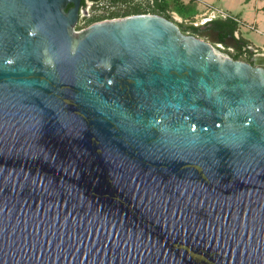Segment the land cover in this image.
Masks as SVG:
<instances>
[{"label": "water", "instance_id": "water-1", "mask_svg": "<svg viewBox=\"0 0 264 264\" xmlns=\"http://www.w3.org/2000/svg\"><path fill=\"white\" fill-rule=\"evenodd\" d=\"M83 13L0 0V264H264V65Z\"/></svg>", "mask_w": 264, "mask_h": 264}, {"label": "rangeland", "instance_id": "rangeland-1", "mask_svg": "<svg viewBox=\"0 0 264 264\" xmlns=\"http://www.w3.org/2000/svg\"><path fill=\"white\" fill-rule=\"evenodd\" d=\"M146 0H135V2H142L145 6H147ZM171 2V0H169ZM257 0H200L199 2L191 3L186 5L184 16H192L196 12L205 11L208 8H216L220 9L223 12L229 14L231 17L240 18L247 20L249 23L246 26L241 27V31L243 36L253 42L255 45L261 47L264 46V11H257L255 6ZM146 3V4H145ZM104 4H110V0H105ZM260 5H264L263 0H259ZM174 5V4H173ZM172 5V8L174 7ZM176 6V5H175ZM110 9H107L105 5L100 6L99 8H95V6L88 2L87 7L84 9V13L81 18V23L78 24L76 31H81L89 28L93 25L90 19L95 16L106 14ZM113 11H123L124 7L120 6L117 8H112ZM251 13L252 15L257 16L260 19V22L255 24L252 20H250L246 15L247 13ZM237 18V19H238ZM252 21V22H251ZM95 24V23H94ZM250 26H254L255 29H251ZM215 47V46H214ZM216 50L222 54H226L231 56V53L227 50L219 49L215 47ZM233 58V57H232ZM243 61V60H242Z\"/></svg>", "mask_w": 264, "mask_h": 264}, {"label": "trees", "instance_id": "trees-1", "mask_svg": "<svg viewBox=\"0 0 264 264\" xmlns=\"http://www.w3.org/2000/svg\"><path fill=\"white\" fill-rule=\"evenodd\" d=\"M104 1L105 0H82V9H85L87 7L88 2L92 3L95 8H99L100 6L105 5L107 9H110L109 12H107L106 14L95 16L88 21L94 24L105 20H112L140 14H156L163 16L168 20L174 21L171 15V12L173 11L172 4L169 0H146L145 2L147 4H145L147 6H145L142 2H135V0H110V4H104ZM120 6L124 7L123 11L112 10L113 7L117 8ZM184 8L185 6L180 2V0H176L175 11L180 16L185 18L183 11ZM79 23H81V20ZM211 24L213 28L216 29L218 32H220L221 34L226 33L228 36H234V33L239 28L238 23L232 19L217 20L212 22ZM179 27L185 34L198 35L200 31V28L194 26L185 28L179 25ZM244 43H247V41H244ZM233 58L236 60H241L239 55ZM248 62L251 63L250 60Z\"/></svg>", "mask_w": 264, "mask_h": 264}, {"label": "crops", "instance_id": "crops-1", "mask_svg": "<svg viewBox=\"0 0 264 264\" xmlns=\"http://www.w3.org/2000/svg\"><path fill=\"white\" fill-rule=\"evenodd\" d=\"M256 10L257 11H264V5H260L259 4V0L256 1ZM171 4L174 6L172 9V13L174 14V16L172 15L174 21L178 24V25H181L185 28L187 27H190V26H194V27H197V28H203L209 24H211L212 22L214 21H217V20H224L222 17H220L217 13H210L208 14L207 11H202V12H196L194 15L192 16H185L182 17L180 16L176 11H175V5H176V0H171ZM184 5V4H183ZM185 8H186V5H184ZM185 8L183 9V11L185 12ZM250 20H252L255 24H257L258 22H260V19L257 18V16L255 15H252L250 12L247 13L246 15ZM238 18V17H237ZM243 24H238L239 25V28L237 30V35H240V37L242 38V40H245L247 41V43L251 46V47H256L258 48L257 51H253L251 50V53H252V59H251V62L253 61H256V62H259L260 64L264 65V46H257L255 45L253 42H251L250 40L246 39L243 34H242V31H241V27L242 26H246L249 22L247 20H244V19H240L238 18ZM188 21V22H186ZM251 21V22H252ZM209 39V38H208ZM213 41V40H212ZM216 43H214L215 45ZM257 57H260L259 60H256Z\"/></svg>", "mask_w": 264, "mask_h": 264}, {"label": "flooded vegetation", "instance_id": "flooded-vegetation-1", "mask_svg": "<svg viewBox=\"0 0 264 264\" xmlns=\"http://www.w3.org/2000/svg\"><path fill=\"white\" fill-rule=\"evenodd\" d=\"M236 33L237 31L234 33V36H228L226 33L221 34L216 29L213 28L212 24H209L201 28L198 35L207 37L215 41L216 42L215 45H221L224 50L230 51L232 57L239 55L241 60L246 62H248L249 60L251 61L252 53L249 49L250 45L248 43H244L245 40H242L240 35H237ZM229 37H233L236 40V43L234 44L229 39ZM231 49L233 51H231Z\"/></svg>", "mask_w": 264, "mask_h": 264}, {"label": "built area", "instance_id": "built-area-1", "mask_svg": "<svg viewBox=\"0 0 264 264\" xmlns=\"http://www.w3.org/2000/svg\"><path fill=\"white\" fill-rule=\"evenodd\" d=\"M200 0H180V2L184 5H189L191 3H195V2H199ZM264 1V0H263ZM114 8V7H113ZM207 13L210 14V13H217L220 17H222L224 20L225 19H232L234 20L235 22H237L238 24H243L239 19L235 18V17H231L229 14L223 12L222 10L220 9H216V8H208L206 9ZM171 15L174 16V14L171 12ZM188 22V21H186ZM248 26V25H247ZM251 29H255L254 26H250ZM215 47L219 48V49H223V47L221 45H214ZM249 49L250 51L253 50V51H257L258 48L256 47H251L249 46ZM224 50V49H223ZM231 51H233L231 49ZM230 52V51H229ZM226 55V54H225ZM229 56V55H227Z\"/></svg>", "mask_w": 264, "mask_h": 264}, {"label": "bare ground", "instance_id": "bare-ground-1", "mask_svg": "<svg viewBox=\"0 0 264 264\" xmlns=\"http://www.w3.org/2000/svg\"><path fill=\"white\" fill-rule=\"evenodd\" d=\"M259 58H260V57H257V59H256V60H259Z\"/></svg>", "mask_w": 264, "mask_h": 264}]
</instances>
